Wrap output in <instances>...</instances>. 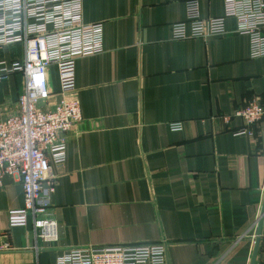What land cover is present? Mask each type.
<instances>
[{"label": "crops", "instance_id": "crops-1", "mask_svg": "<svg viewBox=\"0 0 264 264\" xmlns=\"http://www.w3.org/2000/svg\"><path fill=\"white\" fill-rule=\"evenodd\" d=\"M187 1L84 0V21L103 24L104 51L76 62L72 96L83 117L65 134L64 166L53 168L59 241H36L31 222L9 227L24 190L7 176L0 244L10 248L0 264H58L76 247L161 243L164 264H253L254 256L264 264V119L236 134L245 124L232 115L253 100L264 105V57H250L234 18L225 35L174 39ZM199 4L203 18L224 14L223 0ZM24 57L23 44L0 46V68ZM50 79L44 108L60 98L55 66ZM23 88L20 72L0 81V121L17 111Z\"/></svg>", "mask_w": 264, "mask_h": 264}, {"label": "built area", "instance_id": "built-area-1", "mask_svg": "<svg viewBox=\"0 0 264 264\" xmlns=\"http://www.w3.org/2000/svg\"><path fill=\"white\" fill-rule=\"evenodd\" d=\"M224 14L203 18L199 0L186 2V20L172 25L173 38H207L229 31L226 20L234 18V32L249 36L250 57H264V0H223ZM84 0H0V46L23 44L25 57L7 66L1 63L0 81L20 72L24 88L17 111L0 121V187L7 176L18 180L24 190V206L10 210L9 227L33 225L36 241L46 247L59 241L58 223L51 213L53 168H62L67 159L65 134L82 120L76 90V62L104 51L103 24L86 23ZM57 68L59 101L44 108L52 92L50 69ZM48 104V103H47ZM233 116L245 126L236 132H253L264 119V105L258 100L236 109ZM230 116L225 117L229 120ZM172 130L183 128L173 122ZM45 247V246H44ZM10 248L4 241L0 250ZM39 248V245L36 246ZM164 243L140 246H86L72 248L58 264H164Z\"/></svg>", "mask_w": 264, "mask_h": 264}, {"label": "water", "instance_id": "water-1", "mask_svg": "<svg viewBox=\"0 0 264 264\" xmlns=\"http://www.w3.org/2000/svg\"><path fill=\"white\" fill-rule=\"evenodd\" d=\"M263 215H264V206H263V209H262V216L258 220V229H257L258 236H260L261 235V232H262V225H263V221H264ZM254 263H255V256H254V260H253V264Z\"/></svg>", "mask_w": 264, "mask_h": 264}]
</instances>
